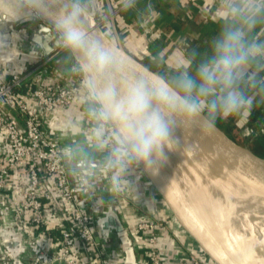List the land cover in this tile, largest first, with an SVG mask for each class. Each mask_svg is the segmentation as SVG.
<instances>
[{
	"label": "clouds",
	"instance_id": "9594fccd",
	"mask_svg": "<svg viewBox=\"0 0 264 264\" xmlns=\"http://www.w3.org/2000/svg\"><path fill=\"white\" fill-rule=\"evenodd\" d=\"M137 3L119 0L118 7L131 10ZM5 13L14 20H46L63 49L77 56V70L87 77L86 111L96 122L94 139L97 146L111 142L104 163L114 193L136 192L140 176L128 177L137 168L152 178L160 174L177 148V129L212 133L218 120L250 115L264 104V41L250 39L233 24L210 40L206 55L197 60L199 53L193 51L178 72L165 77L136 66L123 49L90 31L88 0H0V23ZM229 13L251 29L264 14V0H247L244 8L233 6ZM106 15H113L110 5ZM113 36L118 41L114 29ZM68 154L81 157L80 167L92 173L83 148ZM81 187L92 189L87 181Z\"/></svg>",
	"mask_w": 264,
	"mask_h": 264
},
{
	"label": "built area",
	"instance_id": "2783aa9c",
	"mask_svg": "<svg viewBox=\"0 0 264 264\" xmlns=\"http://www.w3.org/2000/svg\"><path fill=\"white\" fill-rule=\"evenodd\" d=\"M143 22L147 23L146 19ZM140 25L145 33L152 30ZM102 29L111 34L110 29ZM158 36L151 33L152 38ZM61 51L64 50L59 49L46 61ZM72 59L77 77L67 80L56 71L39 79L29 71L4 73L0 69V205L9 210L24 264H116L113 261L123 255L117 248L110 253L106 251L109 246L99 244L94 223L107 205L93 200L91 190L82 189L88 175L65 166L59 142L45 126L61 120L81 90L87 93L86 74L77 70L79 60L73 53ZM84 97L80 96V103L86 102ZM110 143L102 146L105 156ZM135 172L141 175L142 171L137 168ZM171 223L178 233L186 234L174 217ZM158 225L153 219H137L133 228L138 241L131 239L123 225L133 249L143 258L141 264H166L172 257L171 252L157 247L161 237ZM111 241L103 242L110 245ZM194 245L188 257L190 264H215L201 247ZM134 253L136 256L135 250ZM0 264H12L2 242Z\"/></svg>",
	"mask_w": 264,
	"mask_h": 264
},
{
	"label": "crops",
	"instance_id": "0c3cea01",
	"mask_svg": "<svg viewBox=\"0 0 264 264\" xmlns=\"http://www.w3.org/2000/svg\"><path fill=\"white\" fill-rule=\"evenodd\" d=\"M246 3L247 0H138L135 7L138 14H132L135 20L144 16L149 29L159 33L156 44L158 57L160 55L166 63L180 68L185 58L193 51L199 53L197 60L206 55L209 50L210 40L226 24H233L244 29L246 35L252 40L264 41V14L258 19L257 24L249 29L238 16L229 13L230 7L240 6L244 8ZM29 21L33 20H14L5 13V21L0 23V69L4 73L29 71L36 78L44 79L50 70L46 74L43 73V70L48 65H51V71L60 73L66 80L71 79V77H77L74 71L73 59L70 55L65 54L66 51H61L54 55L48 62L46 61L47 58L39 56L34 44L28 41L24 29V26ZM143 33L146 35L144 31ZM127 43V49H131L130 51L139 52L140 54L144 53L143 50L139 49V45L134 38H128ZM54 61L56 63L52 64ZM194 67L195 65H193ZM85 93V90H81L76 96L77 98L73 105L61 115V120L52 121L50 124L46 123L45 126L47 132L53 137L60 133L62 134V132L65 133V140L61 142H65L64 144L70 146V148L74 149L76 144H79L86 151L94 154V156H105V152L101 146H97L93 136L96 122L87 113L83 114V108L87 104L86 102L83 103V101L80 103V96L83 98L86 95ZM261 111H263L261 115V120L263 121L264 105ZM91 123L93 126H90ZM260 138L261 140L264 139V130L261 131ZM111 175L112 173L105 167L88 174V182L92 185V194H90L92 199L105 205H115L123 225H125L131 239L134 241H138V234L133 228L135 220L140 217L155 220L159 224L157 230L161 236L157 247L172 254L166 264H190L188 257L195 248L194 243L186 234L178 233L174 229L171 221L167 219L169 214L168 207L147 179L141 177L143 175H139L140 180L135 181V177L138 174L130 171L128 179L135 181L136 194L130 193L127 189L120 193H114L110 189ZM132 195L135 196L134 199ZM124 199L128 200L130 204H125ZM149 203H151V207H149ZM128 207H131L134 211H130ZM8 212L5 205H0V242L8 236L15 235V228L10 222L11 217ZM100 213H98L99 217H103L106 209L102 214ZM94 228L99 236V244L101 246H109L106 251L114 253V249L117 248L122 251L120 253L124 257V251L121 246H118L119 241L115 236L114 238L111 237L110 240L112 241L109 242L110 245H107V243L103 242L106 239H104V235L96 221ZM134 250L138 264H141L143 258L136 249ZM5 254L9 259L6 250ZM122 257L114 260L113 263L122 264Z\"/></svg>",
	"mask_w": 264,
	"mask_h": 264
},
{
	"label": "water",
	"instance_id": "95a60500",
	"mask_svg": "<svg viewBox=\"0 0 264 264\" xmlns=\"http://www.w3.org/2000/svg\"><path fill=\"white\" fill-rule=\"evenodd\" d=\"M106 1L108 3V0ZM134 13L136 14V11ZM90 15V31H99L114 47L123 49L136 66L156 72L126 50L113 15L110 16L111 34L104 32L91 13ZM24 29L28 41L34 44L41 58H47L62 49L54 26L46 20L29 21ZM113 29L118 41L113 36ZM65 54L72 57V53L66 51ZM54 63L56 61L52 62ZM50 66L48 65L43 73L46 74L49 70L51 72ZM115 72L119 74L120 69L117 68ZM176 137L178 145L169 153L168 163L176 166L179 178L172 177L168 163L157 177L152 178L147 174L144 176L185 233L215 264H254L252 251L243 246L234 233L231 219L235 218L236 212L226 200V195H230L231 199L243 195L264 199V157L236 142L217 124L212 133L201 132L197 128L177 129ZM58 144L65 166L70 170L78 168L88 175L87 169L80 167L81 157L69 156V149L72 148L62 142ZM77 147L83 148L79 144H76ZM83 150L93 165L92 173L105 167L106 156L97 157L84 148ZM181 161H184L182 164L185 163L184 168L179 165ZM210 185L221 192L222 207L213 203L209 193ZM96 223L106 241L111 239L110 235L115 234L124 251V264H136L132 241L116 211V206L107 205L105 215L98 217ZM2 244L12 264H24L21 259L20 239L16 235L8 236Z\"/></svg>",
	"mask_w": 264,
	"mask_h": 264
},
{
	"label": "rangeland",
	"instance_id": "374dc122",
	"mask_svg": "<svg viewBox=\"0 0 264 264\" xmlns=\"http://www.w3.org/2000/svg\"><path fill=\"white\" fill-rule=\"evenodd\" d=\"M108 3L110 4L112 8L113 16L115 19V24H116L121 42L127 51H129L135 58L139 59L146 66L148 67L150 66L149 67L150 69L164 75L165 77H171L172 75H174L176 72L179 71L180 68L173 67L169 63H166L164 60H162V57L160 55L158 57L157 55L158 48L156 46L158 42L157 40L158 37L156 38L151 37V33L155 31L151 30L149 33H146L145 35L143 33L144 29L140 25L141 23H143L144 25H147V23L143 22V19H145L144 16H141L139 19L137 18L135 20V18H133L134 12L137 11L135 10V8L131 10H121L118 7L119 0L117 2L116 0L115 1L108 0ZM108 3L106 0H88V7L90 9V13L94 17V19L98 22L100 27L106 30L111 29L110 28V16L106 15V8L108 7ZM136 13L138 14V11ZM110 33H111V30H110ZM128 38H134L137 44L139 45L138 46L139 49L143 50L144 53L140 54L139 52L130 51L131 49L129 50V48L127 49ZM263 105L264 104H261L260 106L254 108L250 115H247V116L240 115V116H235V117H229L227 119H221V120H218L216 124L220 126L236 142H238L239 144L243 146H246L247 148L251 149L252 151L264 157V141L261 140L260 138V133L262 130H264V120L263 121L261 120L262 119L261 115L263 112L261 111V109L263 108ZM86 108L87 106L83 108L84 115L85 113H87ZM90 126H93L92 123L90 124ZM64 134L65 133L62 132V134L60 133L57 136L55 135L54 138L58 142H61L62 140H65ZM78 142L80 143V141ZM141 177L144 178L145 176L143 175ZM131 192L132 191H130V193ZM133 193L136 194V192H133ZM132 198L134 199L135 196L132 195ZM233 201L235 202L236 207L240 211L237 205L238 202L234 198H233ZM124 202L125 204H128V205L130 204L128 200H125ZM251 202L252 204L257 203L255 202V200H251ZM128 209L130 211L131 210L134 211V209H132L131 207H128ZM168 213L169 214H168L167 219L171 221L173 215L169 209H168ZM135 221H137V219ZM114 236L115 234H112L110 235V238L111 237L114 238Z\"/></svg>",
	"mask_w": 264,
	"mask_h": 264
},
{
	"label": "bare ground",
	"instance_id": "6f19581e",
	"mask_svg": "<svg viewBox=\"0 0 264 264\" xmlns=\"http://www.w3.org/2000/svg\"><path fill=\"white\" fill-rule=\"evenodd\" d=\"M101 148L104 151L102 146ZM182 162L184 161H181L179 165L181 168H184L185 163L182 164ZM168 167L172 177L175 179L179 178L176 166L168 163ZM209 193L213 203H215L218 207H222L223 198L221 192L210 185ZM229 197L230 195H226V200L228 203L230 202L232 210L235 209L236 212L235 218L233 217V219H231L234 233L241 244L243 246L245 245L246 248H249L250 251H252V262L254 264H260V260L264 259V199L247 195L234 197V199L238 202L237 205L240 209L239 211L233 201V198L231 199ZM251 200H255L257 203L252 204Z\"/></svg>",
	"mask_w": 264,
	"mask_h": 264
},
{
	"label": "trees",
	"instance_id": "16d2710c",
	"mask_svg": "<svg viewBox=\"0 0 264 264\" xmlns=\"http://www.w3.org/2000/svg\"><path fill=\"white\" fill-rule=\"evenodd\" d=\"M153 1V0H152ZM157 7V6H156ZM264 119V118H263ZM264 141V139H262Z\"/></svg>",
	"mask_w": 264,
	"mask_h": 264
}]
</instances>
